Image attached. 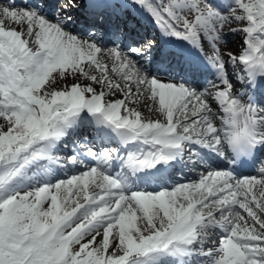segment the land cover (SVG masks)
<instances>
[{"label":"snow or ice","instance_id":"obj_1","mask_svg":"<svg viewBox=\"0 0 264 264\" xmlns=\"http://www.w3.org/2000/svg\"><path fill=\"white\" fill-rule=\"evenodd\" d=\"M136 2L166 35L200 46L203 33L217 79L198 90L149 77L118 47L101 48L65 31L61 20L0 0V264H157L203 244L214 228L223 235L213 247L192 251L211 264H264V161L253 176L206 168L195 181L152 192L106 174L101 165L116 150L105 149L97 165L66 179L12 187L85 109L124 143L141 145L124 161L132 170L167 163L191 143L221 157L226 147L240 156L264 144V107L251 95L240 98L226 67L242 65L252 86L264 87L256 82L264 76V0ZM78 3L60 0L61 9ZM232 22L241 25L230 29L242 34L240 49L222 52L223 28ZM57 77L73 82L60 86ZM141 102L158 118L132 106Z\"/></svg>","mask_w":264,"mask_h":264},{"label":"bare ground","instance_id":"obj_2","mask_svg":"<svg viewBox=\"0 0 264 264\" xmlns=\"http://www.w3.org/2000/svg\"><path fill=\"white\" fill-rule=\"evenodd\" d=\"M132 2H131V6H132ZM69 9V8H68ZM68 9H66V10H68ZM40 15H42L43 17H45L46 19H47V16H46V13L44 12V11H42V10H40L39 8H36L35 9ZM61 12H64V10L63 11H60V13ZM56 16H58L57 14H56ZM57 20H61V21H63L64 19L63 18H60V19H53V20H50V21H57ZM62 24V23H61ZM62 26H64V27H66V28H63L65 31H67L68 33H71L70 32V30H72V29H74V27L71 25V24H63V25H61V27ZM113 26H115V24H113ZM13 27H17L18 28V30H19V26H16V25H13ZM114 30V27H107V32L109 33V32H111V31H113ZM72 34V33H71ZM106 37V36H105ZM105 37H101V41H99V39H94V40H96V43L98 44V46H100L101 48H104V49H108V48H114V47H112L111 45L110 46H107L109 43H108V40H106L105 39ZM79 38H81V37H79ZM81 39H87V38H81ZM118 45V48L121 50V51H123V52H125L126 53V51L124 50V48H125V46H123L124 45V43H120V44H117ZM232 47H233V51L232 52H236L237 50H238V47H239V42L238 41H233L232 42ZM146 47H145V45H143V46H141L140 48H138V49H141V51L140 52H137V53H142L143 52V50L145 49ZM223 52L224 51H231V48H227L226 50L225 49H223L222 50ZM129 55V54H128ZM130 56V58L131 59H133L135 62H136V64H137V66L144 72V73H146L149 77H156V78H158V79H161V80H167V79H169V78H164L163 76H156V75H154V74H152V73H149V72H151V70L149 69V68H147V66L146 65H142V63H140L139 61H138V59H137V57H135V56H131V55H129ZM105 60L107 61V57H105ZM109 64H110V62H109ZM113 78L115 79L116 77L115 76H113ZM110 99H112V98H120V96H115V97H109ZM132 106H134V107H138L141 111H142V113L145 115V116H148V117H150V115H151V113H149L148 112V110H147V107H146V105H145V103L144 102H141L140 104H137V105H132ZM82 111H87L86 109L85 110H82ZM92 115V114H91ZM93 116V115H92ZM151 118V117H150ZM76 122V121H75ZM94 123H95V126H97L98 128H106V127H109V129H111L113 132H115L110 126H108V125H106V124H98L97 122H96V118L94 117ZM67 130V129H66ZM118 136H119V134H117ZM60 140H66L65 139V135L63 136V137H61L58 141H56L55 142V144H54V146L53 147H51V148H49V149H47L46 151H47V155H45L43 158H41V159H38L37 161H35V162H33L28 168H26L25 170H24V172H29L31 169H33L34 167H36L37 165H39L43 160H45V159H48V157H49V155H52L53 153H55V155H57V156H59L58 155V153H61V151L60 150H58L57 148H56V146H57V143L60 141ZM91 147V146H90ZM94 152V155H88L87 154V152H83L82 150H76V148L74 149V150H72V155L73 156H76L77 158H78V161H83V164H81V163H71V162H68V167H67V171L62 175V176H59V177H57L56 178V180H53L52 178H50V179H47V180H44V181H41V182H43V184H44V182L45 183H48V182H51V181H53V182H51V184H53V183H56L57 181H60L61 179H63V177L64 178H68V177H70V176H72V175H75V174H77V173H79V172H81V171H83L84 170V167L85 166H92V165H97L98 164V162H99V160L102 158V154L101 155H99V154H97V152L95 153V151H93ZM114 160H115V156L114 155H112V159L110 160V162L107 164V165H101V167H102V169L106 172V174H108L109 173V168H110V165L114 162ZM261 161H264V158L262 159V160H260V162ZM260 162H259V164H260ZM54 164V162H50V165H53ZM259 164H257V168H258V165ZM49 169V168H48ZM48 169H41L42 171H40L42 174H47L48 175V173L49 172H51V170H48ZM22 176V175H21ZM21 176L20 177H18L15 181L20 185V186H22V187H25L26 186V183H24V182H22V181H19L20 180V178H21ZM37 176V175H36ZM196 176H193V178H195ZM128 185V187H129V184H127ZM214 230H216V231H218V232H220V236L221 235H223V232L219 229V228H214ZM218 235V234H217ZM210 237H216V234H212L211 233V235H209V236H207L206 238H210ZM209 243V241H207V240H204V242H203V244L204 243ZM211 244H212V246H213V242H211ZM186 248L188 249L184 254H177V255H175V256H173V255H167V257H178V258H189L188 259V261L187 262H190V261H192V259H193V257H195V258H201V259H204V260H206V262H204V264H211V263H208L207 262V260H208V258H209V256H205V255H199L196 251H192V249H200V248H205V250H207L208 248H206L204 245H202L199 241H197L196 243H193V244H191V245H188V246H186ZM165 256V255H164Z\"/></svg>","mask_w":264,"mask_h":264},{"label":"rangeland","instance_id":"obj_3","mask_svg":"<svg viewBox=\"0 0 264 264\" xmlns=\"http://www.w3.org/2000/svg\"><path fill=\"white\" fill-rule=\"evenodd\" d=\"M235 26H241L240 24H238V23H236V22H232V23H230V24H227V25H225V27L227 28V29H230L231 27H235ZM229 36L233 39V37H234V39H236L237 37H238V39L240 40L241 39V37H242V34H239L238 32H236V34H229ZM228 36V37H229ZM80 79V81L82 82V83H90V81H85L84 79H83V77H80L79 78ZM57 81H58V83H59V85L60 86H63V85H65V84H71L72 82H73V80H72V78L71 77H68V78H66L65 80H60V78L59 77H57ZM97 89L99 90V87L97 86ZM116 96H119V94H117ZM111 97V96H110ZM109 98V97H108ZM110 99V98H109ZM81 113H84V111H81ZM84 114H86V115H88V114H90L88 111H86V113H84ZM154 116H157V115H154ZM42 184H35V183H33V182H28L27 181V186H25V187H22V186H20L17 182H14L13 184H12V187L13 188H18L19 190H31V189H33V188H36V187H38V186H41ZM4 195H7V193H4ZM45 206H47V205H45Z\"/></svg>","mask_w":264,"mask_h":264}]
</instances>
